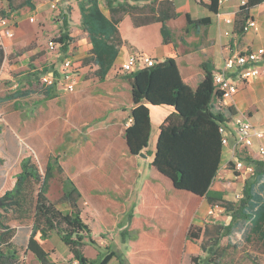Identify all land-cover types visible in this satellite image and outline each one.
Here are the masks:
<instances>
[{
    "label": "trees",
    "instance_id": "obj_1",
    "mask_svg": "<svg viewBox=\"0 0 264 264\" xmlns=\"http://www.w3.org/2000/svg\"><path fill=\"white\" fill-rule=\"evenodd\" d=\"M113 1H108L112 19H108L103 14L99 0H86L80 6L83 28L89 36L92 49L90 56L73 63V68L78 70L97 66L95 75L100 81L107 78L119 55L122 40L119 37L118 24L127 11L131 14L135 27L162 23V34L166 44L170 42L166 23L177 17L170 1H162L158 4V0H151L150 4L143 8L130 4H120L114 8ZM262 3L264 0H248L247 5L241 7L236 15L237 22L242 24L240 35L245 32L244 22L250 19V10ZM26 4L30 5L28 1ZM200 4L209 11L218 13V0H208L207 3L200 1ZM30 6L33 8L32 5ZM11 16L8 11L1 10L0 20L11 18ZM187 22L194 28L211 25L210 18L193 20L189 15H187ZM67 27L68 19L65 15L64 28L67 29ZM66 29L59 38L55 39V42L62 45L64 53L68 52L72 41ZM2 54L4 56L3 52ZM203 69L206 72V78L196 89L190 88L183 82L176 60L172 57L162 62H155L152 67L139 68L126 74L132 87L134 106L130 117L132 122L125 131V139L132 156H139L144 151L148 156L153 155L151 167L170 180L174 189L204 198L212 209H220L230 217L231 221L227 225L206 224L204 229H198L196 232L190 228L186 235L189 241L200 240L203 235L200 247L207 257L193 258L194 264H222L224 252L221 249V242L234 232L237 220L250 223L253 234L258 236L259 241L264 242V201L255 192L256 183L245 186L244 197L239 207L227 201L222 193L212 190L224 155L220 125L228 121L221 113L214 112V68L206 63L203 64ZM37 71L41 76L53 72L56 79L60 78L59 71H51L48 66H43ZM29 74L37 76L36 73ZM57 85L58 81L52 86L44 87L39 93H42L46 99H52L56 97ZM30 94V91L18 90L0 97V104L24 98ZM145 103L151 106L174 108V112L160 127L153 154L148 151L152 123L150 109ZM242 160L248 163L246 158ZM4 162L5 157L0 150V164ZM262 163H257L258 178L264 176V170L260 169L263 166ZM229 165L234 166L231 162ZM55 173L63 176L62 196L58 202L51 201L48 196ZM35 184L38 188L34 193ZM82 198V193L74 181L65 176L58 158H50L45 172L42 173L33 152L26 150L16 167L8 174L0 190V218L10 211L31 217L32 230L27 251L39 264H56L40 242L51 239L54 234L59 236L73 260L78 261L79 264H108L115 257L113 253L105 259L98 256L95 260L88 259L84 254L86 241L91 240L92 231L83 219V210L80 206ZM59 204L67 205L68 212L60 210ZM6 235L0 236V245L5 243ZM0 258H2L1 254Z\"/></svg>",
    "mask_w": 264,
    "mask_h": 264
},
{
    "label": "rangeland",
    "instance_id": "obj_2",
    "mask_svg": "<svg viewBox=\"0 0 264 264\" xmlns=\"http://www.w3.org/2000/svg\"><path fill=\"white\" fill-rule=\"evenodd\" d=\"M27 1L33 8L26 4ZM83 1L85 0H0V15L1 10L8 11L12 15L16 31L15 40H5V37L0 40V97H5L18 90L33 93V98L29 102H21L19 105L8 102L0 106V150L5 157L4 164H0V190L3 188L8 174L16 167L26 150L34 148L33 146L53 150L59 145L58 135H48L46 144L42 143V138L35 139L33 144L31 138L23 139L20 135V126L13 123L12 114L19 113L20 110L31 113V110L36 108V103L43 99L39 92L45 86L42 76L37 71L39 68L48 64L52 71L56 67L62 66L63 58H58L57 50H50L49 47L51 42H54L65 32V15L68 19L66 31L74 42L70 46L68 55L71 53L72 57H79V54L89 47L90 39L83 28L79 6ZM106 1L100 0L104 11H107ZM31 18L34 19V22L30 20ZM5 41L10 44V48H8L4 59L2 52L5 49ZM60 53L65 55L62 49H60ZM33 56L37 58H35V62H31ZM29 73H36L37 76H31ZM88 73L91 75L93 72L88 70ZM58 88L60 89L59 91L56 89L57 92L61 91L64 94L67 92L65 83L60 82ZM65 105L63 101L58 103L62 110ZM26 112L20 114V118L18 117L17 120L20 119V123L24 122ZM63 117L65 118V116ZM34 123H36V119L29 121V126ZM50 127L52 128V125ZM87 128L88 126L83 127L82 134L78 136L77 150L69 152L68 146L62 148L61 154L68 152L65 157L68 159L67 167L70 159L84 147L83 139ZM71 134L66 133L64 137L62 135L60 138L69 140ZM154 142L152 132L148 147L152 151H155L156 148ZM254 151L242 148L238 151V157L246 158L248 163L257 167V163L260 161ZM40 156L36 160L42 173L45 172L50 158H58L60 163L59 156L53 153H44ZM229 160L230 151L226 149L217 180L213 186L215 189L212 190L222 193L227 201L233 202L236 207H239L241 200H236L235 195L237 193L244 194L247 184L256 183L255 192L264 201V176L258 178L257 172L252 176L243 175L237 172L234 166L231 167L228 164ZM262 164L260 169L264 170V163ZM139 171L143 179L152 175L147 166L140 167ZM65 176L69 177L67 173ZM62 179L63 176L55 173V179L51 182L48 193L53 202H58L62 196ZM100 186L98 187L100 188ZM37 188L38 186L35 184L33 186L34 193ZM187 193L173 189L165 194L166 196L157 203L155 209L143 204L137 215L135 208L139 201L133 196L125 203L121 201L122 205L120 206L123 209H117L114 205H108L106 197L98 195L96 202L98 206L107 207L106 214L98 210L100 207L96 209L82 199L80 206L83 210V219L92 231V238L86 241L84 247L85 256L90 260H95L98 256L105 259L106 256L113 253L115 257L108 264H194L193 258L207 257L200 247L203 235L197 241L186 240L190 228L196 232L198 229H204L206 224L227 225L231 219L220 209H212L205 200L192 198L187 196ZM58 208L64 212L69 210L65 204H59ZM185 222L188 223L187 227H184ZM180 229H183L185 234L180 243L174 244L173 240L178 236ZM31 230L32 219L30 216L12 211L3 214V218H0V236L7 235L5 243L0 245L2 256L0 264H39L34 256L27 251ZM144 236H148V239L145 240ZM40 242L56 264L72 263V255L57 234L47 241ZM221 247L224 252L222 264H264V242L259 241L258 236L253 234L252 226L247 221L237 220L234 232L222 240Z\"/></svg>",
    "mask_w": 264,
    "mask_h": 264
},
{
    "label": "crops",
    "instance_id": "obj_3",
    "mask_svg": "<svg viewBox=\"0 0 264 264\" xmlns=\"http://www.w3.org/2000/svg\"><path fill=\"white\" fill-rule=\"evenodd\" d=\"M108 1H106L107 11H104L99 0L100 9L108 19H112L113 15L108 8ZM162 1H170L177 14L175 19L166 23L169 43H164L162 23L156 22L147 26L135 27L131 14L127 11L123 20L118 24L122 46L104 81H100L95 75L97 66L78 69L76 70L77 84L74 92L64 94L61 91H56V97L52 99H46L42 93H39L43 99L36 103L37 106L31 110V113L20 110L19 113L12 114L13 123L21 128V137L27 140L31 138L32 144L35 139L41 138L42 143L46 144L50 134L59 136V145L53 150L36 146L29 149L36 158L41 157L40 155L44 153L58 155L65 173L74 181L82 193V199L96 209L100 207L98 210L105 214L107 207L98 206L96 202L100 194L107 198L108 205H114L117 209H123L120 206L122 205L121 201L125 203L132 196L137 198L139 201L135 208L137 215L143 204L155 209L157 203L166 196L165 194L174 189L170 180L151 167L153 155L148 156L146 151L143 152L145 157L132 156L129 153L125 131L130 126L127 124L134 105L132 87L126 78V74L121 71V67L129 55L144 53L154 59L155 62H162L169 57L174 58L183 82L190 88L196 89L206 78L203 64L209 63L216 73L224 69L225 60L232 54L248 50L255 51L264 46V3L250 10L249 20H254L256 26L240 35L239 31L242 24L237 22L236 15L240 12L242 0H229L219 8L218 13H213L200 4V1L207 3L208 0H158V4ZM150 2L151 0L147 2L114 0L113 7L117 8L120 4H130L143 8ZM158 4L157 9L159 8ZM141 15L144 16V14ZM187 15L193 20L210 18L211 25L194 28L188 25ZM157 16L159 15L157 14ZM226 18H232L233 23L226 24ZM244 24L246 25L247 22ZM86 35L88 34L86 33ZM2 37H5V40H15L16 31L13 39L0 35V40H3ZM72 44H74L73 40L70 46ZM4 48L5 59L7 50L10 48V44L6 41ZM91 49L92 44L90 42L89 47L84 51L85 53H80L79 57H72L71 53L68 55L69 50L63 57H57L61 59L69 57L75 63L89 57ZM40 54L39 56H41ZM35 58L36 56H33L31 62H35L37 59ZM43 66L51 68L48 64ZM60 69L61 67H56L54 70L59 71ZM88 70H92L93 73L89 75ZM57 89L59 91L60 88ZM32 94L31 92L29 96L11 102L18 105L21 102H29L33 98ZM62 101L66 104L63 110L58 106V103ZM5 103L8 102H3L0 106ZM145 104L150 109L154 143L157 144L160 127L174 112V108ZM23 112H26L25 119L23 123H20V119H17ZM214 112L221 113L228 123H232L236 117L244 115L254 125H264V77L240 83L238 93L231 100H227L220 111L214 110ZM35 119L36 123L29 126V121ZM86 126L88 128L84 133V147L70 159L67 167L68 159L65 157L68 152L61 154L62 148L68 146L69 152L77 150L79 146L78 136L82 134L81 130ZM66 133H72L69 140L63 138ZM62 135L63 137L60 138ZM148 151L154 153L149 148ZM254 153L256 152L254 151ZM142 166H147L152 175L143 179L139 171ZM145 180L147 181L145 182ZM137 184L139 185L136 186ZM212 189L215 188L212 187ZM187 196L205 200L190 193H187ZM187 225L188 223L185 222L184 227ZM184 232L183 229L179 230L178 236L173 240L174 244L181 242ZM144 239L147 240L148 236H144Z\"/></svg>",
    "mask_w": 264,
    "mask_h": 264
},
{
    "label": "built area",
    "instance_id": "obj_4",
    "mask_svg": "<svg viewBox=\"0 0 264 264\" xmlns=\"http://www.w3.org/2000/svg\"><path fill=\"white\" fill-rule=\"evenodd\" d=\"M219 8L229 2V0H218ZM248 0L241 1V7L247 5ZM34 22V19H30ZM226 24H232V18L225 19ZM256 26L254 20H249L244 27L247 32ZM0 35H5L7 38L15 37V28L12 18H4L0 20ZM50 50H57L58 56L63 57L60 53L62 45L57 42L50 43ZM62 55V56H61ZM73 60L69 57H64L61 69L59 70L60 78L56 79L54 73L51 72L42 76L43 85L49 87L58 81L57 88L60 82L65 83V90L69 93L75 91L77 84L76 70L73 68ZM155 60L144 53H134L129 55L125 63L121 67L124 74L132 71L152 67ZM264 77V46L252 51H244L232 54L225 60L224 69L213 73V82L215 87L214 94V110L220 111L227 100H231L238 93L239 84L246 83L254 79ZM218 93V94H217ZM130 119L127 126L131 124ZM220 134L222 136V144L224 150L230 151V160L228 164L233 163L235 170L243 175H254L256 167L252 163H246L243 158L238 157V151L242 148L255 150L258 160L264 163V125H254L246 116L241 115L236 117L232 123H224L220 125ZM236 200L243 199V193H237ZM71 264H79L73 260Z\"/></svg>",
    "mask_w": 264,
    "mask_h": 264
},
{
    "label": "water",
    "instance_id": "obj_5",
    "mask_svg": "<svg viewBox=\"0 0 264 264\" xmlns=\"http://www.w3.org/2000/svg\"><path fill=\"white\" fill-rule=\"evenodd\" d=\"M140 156L145 157L144 153H142Z\"/></svg>",
    "mask_w": 264,
    "mask_h": 264
}]
</instances>
